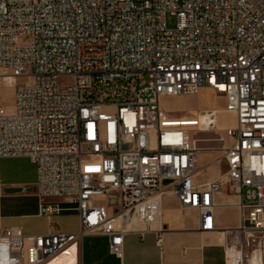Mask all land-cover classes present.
Returning a JSON list of instances; mask_svg holds the SVG:
<instances>
[{
  "label": "built area",
  "instance_id": "1",
  "mask_svg": "<svg viewBox=\"0 0 264 264\" xmlns=\"http://www.w3.org/2000/svg\"><path fill=\"white\" fill-rule=\"evenodd\" d=\"M9 74L22 81L13 108H0V159L30 158L36 194L56 198L38 214L74 210L79 228H0V264L60 254L76 264L87 234L120 256L123 219L158 221L167 191L214 230L226 181L240 216L225 229V264H246L255 233L264 247V0H0V78ZM204 87L234 118L220 148L225 177L198 183L197 134L216 127L217 110L174 117L160 100ZM231 248L244 260L230 261Z\"/></svg>",
  "mask_w": 264,
  "mask_h": 264
},
{
  "label": "crops",
  "instance_id": "2",
  "mask_svg": "<svg viewBox=\"0 0 264 264\" xmlns=\"http://www.w3.org/2000/svg\"><path fill=\"white\" fill-rule=\"evenodd\" d=\"M15 78L22 81L21 77ZM18 80L16 84L20 82ZM202 89L208 91L204 87L199 92ZM13 104L14 89L4 91L0 88V108L11 110ZM219 110L217 113H227L224 109H221L223 112ZM209 148H198L197 165ZM36 180V166L30 158L18 156L0 159V228L19 226L27 234L46 233L53 229L76 231L79 228V217L74 210L53 215L51 219L38 214L41 201L56 198L39 197L35 192ZM195 180L201 183L197 176ZM164 194L171 200L166 201ZM160 198L161 216L158 221L146 224L136 217L131 220L123 219L121 225L127 233L123 236L120 256L110 252L109 241L105 235L87 234L79 244L76 264H225V229L238 225V196L225 192L223 188L214 194L216 229L211 231L200 230L196 210L183 208L173 193L164 192ZM226 206L232 212L236 210L235 218H221V208ZM158 235H161L160 244L157 243ZM263 250L264 247L249 254L246 264H264L261 259ZM53 262L69 264V256L60 254L49 264Z\"/></svg>",
  "mask_w": 264,
  "mask_h": 264
},
{
  "label": "rangeland",
  "instance_id": "3",
  "mask_svg": "<svg viewBox=\"0 0 264 264\" xmlns=\"http://www.w3.org/2000/svg\"><path fill=\"white\" fill-rule=\"evenodd\" d=\"M176 16L167 14L166 23L169 28H173L176 25ZM17 78L13 75H5L0 79V88L9 90L15 88ZM19 79L18 81H20ZM21 82V81H20ZM208 91L202 89L200 92L195 94H185L175 97H163L160 100L162 109L166 110L170 115L176 117L179 115H189L192 111L203 110L208 108L220 109L219 112H223L224 99L220 97L212 88L207 87ZM222 109V110H221ZM218 121L216 127L211 131L199 133V142L197 143L199 148H209L208 152L202 156L201 161L198 166V175L197 179L201 183L209 182L210 180L222 177L224 178L226 164H224L221 158L220 148L224 145L225 142V128L232 124L234 116L230 113L221 114L217 113ZM199 153H204L199 151ZM225 192L234 193L231 189V184L229 181L223 186ZM166 201H170L171 198L164 194ZM221 218L226 219L227 217L235 218L236 210L232 212L230 207L226 206L221 208ZM235 212V214H234ZM261 233H255L254 237L256 245H249L246 247L245 251L250 254L252 250H259L263 248V243L259 241L258 236ZM263 239V238H262ZM262 241V240H261ZM249 254H246V259L249 258Z\"/></svg>",
  "mask_w": 264,
  "mask_h": 264
},
{
  "label": "bare ground",
  "instance_id": "4",
  "mask_svg": "<svg viewBox=\"0 0 264 264\" xmlns=\"http://www.w3.org/2000/svg\"><path fill=\"white\" fill-rule=\"evenodd\" d=\"M217 112L218 111H216V117H217ZM243 255H244V251L238 250V249H235V248H231L230 251H229V260L232 261L233 263H235V262H239L240 263V261L244 260L243 259V257H244ZM261 259H262V262L264 263V250L261 251ZM58 263H60V262H53V264H58ZM229 264H231V262Z\"/></svg>",
  "mask_w": 264,
  "mask_h": 264
},
{
  "label": "water",
  "instance_id": "5",
  "mask_svg": "<svg viewBox=\"0 0 264 264\" xmlns=\"http://www.w3.org/2000/svg\"><path fill=\"white\" fill-rule=\"evenodd\" d=\"M163 182H165V183H169V180H164Z\"/></svg>",
  "mask_w": 264,
  "mask_h": 264
}]
</instances>
